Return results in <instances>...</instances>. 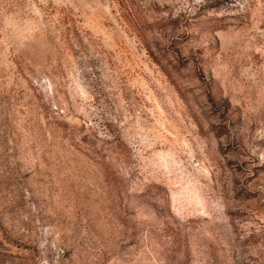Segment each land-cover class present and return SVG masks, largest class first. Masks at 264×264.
Wrapping results in <instances>:
<instances>
[{
	"label": "rangeland",
	"instance_id": "rangeland-1",
	"mask_svg": "<svg viewBox=\"0 0 264 264\" xmlns=\"http://www.w3.org/2000/svg\"><path fill=\"white\" fill-rule=\"evenodd\" d=\"M0 264H264V0H0Z\"/></svg>",
	"mask_w": 264,
	"mask_h": 264
}]
</instances>
